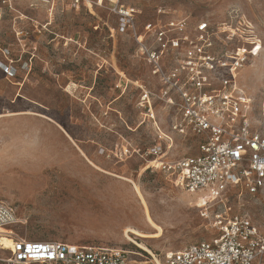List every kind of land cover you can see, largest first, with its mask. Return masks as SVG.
I'll return each instance as SVG.
<instances>
[{"label":"rangeland","instance_id":"rangeland-1","mask_svg":"<svg viewBox=\"0 0 264 264\" xmlns=\"http://www.w3.org/2000/svg\"><path fill=\"white\" fill-rule=\"evenodd\" d=\"M118 1L136 10L140 34L145 23L172 18H186L190 27L241 20L243 36L255 34L260 47L237 83L252 126L264 133V0ZM16 9L0 19V201L14 205L21 220L8 229L30 241L142 251L124 232H157L144 201L160 236L131 238L149 251L211 239L215 232L199 215L204 193H187L148 168L153 145L174 160L194 155L197 139L171 130L163 103L150 100L153 119L141 105L143 92L158 86L136 39L116 31L117 17L105 7L92 14L56 7L51 16L46 8ZM226 203L264 227L263 196L229 189ZM8 255L0 244V264Z\"/></svg>","mask_w":264,"mask_h":264},{"label":"built area","instance_id":"built-area-1","mask_svg":"<svg viewBox=\"0 0 264 264\" xmlns=\"http://www.w3.org/2000/svg\"><path fill=\"white\" fill-rule=\"evenodd\" d=\"M57 4L105 7L117 17L116 31L136 39L158 86L156 92H143L141 105L153 119L150 100L163 103L173 115L171 130L197 139L194 155L174 160L166 158L160 144L153 145L146 151L151 158L148 168L165 174L187 193H204L199 215L215 235L162 254L30 241L8 229L21 220L14 205L0 201V238L10 241L4 264H264L263 225L233 213L226 203L229 189L264 197V133L252 126L248 102L237 83L249 55L260 47L257 36L244 37L241 20L216 27L201 21L190 27L186 18L147 22L140 34L136 10L118 0H0V19L18 12L19 5L29 10L44 7L50 14ZM232 41L239 45L228 48ZM4 72L11 74L8 68ZM212 206L218 209L211 213Z\"/></svg>","mask_w":264,"mask_h":264},{"label":"bare ground","instance_id":"bare-ground-1","mask_svg":"<svg viewBox=\"0 0 264 264\" xmlns=\"http://www.w3.org/2000/svg\"><path fill=\"white\" fill-rule=\"evenodd\" d=\"M135 190H136L137 194L142 199L141 193L139 192L137 186H135ZM143 205L145 207L146 220H147L149 226H151L152 228H156L157 232L155 234H147V233L139 232V231H137L135 229H126V231L124 232V237L127 240L132 241L136 246H138V247H140V248H142L144 250H148V248H146L143 244H141L139 242H136V241H133V239L131 238V235L136 236L137 238H141V239H149V238H154L155 239V238L160 236L161 229L152 221V218L148 215V212H147L146 205H145L144 201H143ZM7 242H10V241L8 239L4 238V237L0 238V244H3V246H5V244ZM5 247L8 248L9 246H5Z\"/></svg>","mask_w":264,"mask_h":264},{"label":"crops","instance_id":"crops-1","mask_svg":"<svg viewBox=\"0 0 264 264\" xmlns=\"http://www.w3.org/2000/svg\"><path fill=\"white\" fill-rule=\"evenodd\" d=\"M56 7H60V8H66V9H75V10H87L89 13H93V10H95V9H97L98 7H96V8H93V7H85L84 5H82L80 8H74V7H72V6H69V5H65V4H57L54 8H56ZM42 8H44V7H42ZM53 8V9H54ZM128 8H130V7H128ZM134 9V8H133ZM46 11H47V9H46ZM53 11V10H52ZM52 11H51V13L50 14H47L48 16H51L52 15ZM98 27V25H95V28H97Z\"/></svg>","mask_w":264,"mask_h":264},{"label":"snow or ice","instance_id":"snow-or-ice-1","mask_svg":"<svg viewBox=\"0 0 264 264\" xmlns=\"http://www.w3.org/2000/svg\"><path fill=\"white\" fill-rule=\"evenodd\" d=\"M5 246H10V242H7V243L5 244ZM17 246H19V245H17Z\"/></svg>","mask_w":264,"mask_h":264}]
</instances>
